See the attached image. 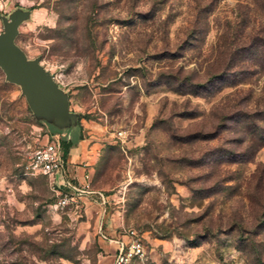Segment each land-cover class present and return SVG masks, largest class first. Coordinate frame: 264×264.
Segmentation results:
<instances>
[{"label":"rangeland","instance_id":"374dc122","mask_svg":"<svg viewBox=\"0 0 264 264\" xmlns=\"http://www.w3.org/2000/svg\"><path fill=\"white\" fill-rule=\"evenodd\" d=\"M17 7L106 201L58 204L29 163L60 129L0 68V264H112L125 227L145 264H264V0H0V32Z\"/></svg>","mask_w":264,"mask_h":264},{"label":"water","instance_id":"95a60500","mask_svg":"<svg viewBox=\"0 0 264 264\" xmlns=\"http://www.w3.org/2000/svg\"><path fill=\"white\" fill-rule=\"evenodd\" d=\"M30 17L31 10L23 7L2 16L4 29L0 32V68L7 81L21 86L37 118L60 130L77 126L79 116L71 111L68 93L39 57L29 58L16 42L21 23Z\"/></svg>","mask_w":264,"mask_h":264},{"label":"built area","instance_id":"2783aa9c","mask_svg":"<svg viewBox=\"0 0 264 264\" xmlns=\"http://www.w3.org/2000/svg\"><path fill=\"white\" fill-rule=\"evenodd\" d=\"M29 166L38 173L48 175L55 186L63 189L58 201L62 206L71 203L79 205V199L90 195L103 203L106 201L104 193L92 187L88 173L83 182H75L76 176L67 171L62 139L57 134H51L48 141L32 155ZM101 236L105 241L116 244L112 264H145L147 245L136 229L125 227L117 237H110L104 232Z\"/></svg>","mask_w":264,"mask_h":264},{"label":"crops","instance_id":"0c3cea01","mask_svg":"<svg viewBox=\"0 0 264 264\" xmlns=\"http://www.w3.org/2000/svg\"><path fill=\"white\" fill-rule=\"evenodd\" d=\"M52 127L56 128L53 125ZM51 134H57L59 137H61L62 140L71 141L73 143V146L70 148L68 155L65 157L66 158V168L70 174L79 176L80 181H81L82 180L81 177L84 174L86 168H82L78 165L79 162L84 160V155L82 154V151H81L82 140H80L79 138V135H80L79 124L77 126H74L68 129L58 130V131L55 130L53 131V133H50V135ZM109 243H110L111 248L113 249V252L110 254L111 262H112L114 250L116 249V244L114 241L109 242Z\"/></svg>","mask_w":264,"mask_h":264},{"label":"trees","instance_id":"16d2710c","mask_svg":"<svg viewBox=\"0 0 264 264\" xmlns=\"http://www.w3.org/2000/svg\"><path fill=\"white\" fill-rule=\"evenodd\" d=\"M219 80H222L221 77ZM192 85L190 86H194V87H191L192 91L191 92H194L195 94H201L204 92L203 88H207V85L210 86L209 84H207L206 82H199V83H191ZM215 83L211 86V88H215ZM209 89L207 90H210V92L212 91L210 89V87H208ZM62 144H63V149H64V155L65 157L68 155L69 151H70V148L73 146V143L71 141H67V140H62Z\"/></svg>","mask_w":264,"mask_h":264}]
</instances>
